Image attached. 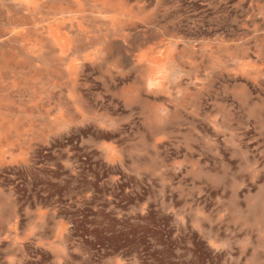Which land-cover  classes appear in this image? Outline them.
<instances>
[{
    "label": "rangeland",
    "instance_id": "1",
    "mask_svg": "<svg viewBox=\"0 0 264 264\" xmlns=\"http://www.w3.org/2000/svg\"><path fill=\"white\" fill-rule=\"evenodd\" d=\"M0 264H264V0H0Z\"/></svg>",
    "mask_w": 264,
    "mask_h": 264
}]
</instances>
